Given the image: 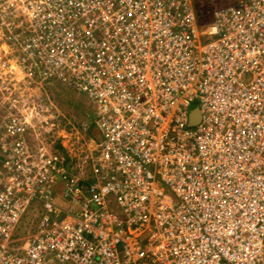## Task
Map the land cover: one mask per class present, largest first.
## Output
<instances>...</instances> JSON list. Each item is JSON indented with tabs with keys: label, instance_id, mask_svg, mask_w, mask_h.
Here are the masks:
<instances>
[{
	"label": "built area",
	"instance_id": "built-area-1",
	"mask_svg": "<svg viewBox=\"0 0 264 264\" xmlns=\"http://www.w3.org/2000/svg\"><path fill=\"white\" fill-rule=\"evenodd\" d=\"M226 1L0 0L18 67L96 102L101 135L73 157L12 127L0 264H264V0Z\"/></svg>",
	"mask_w": 264,
	"mask_h": 264
},
{
	"label": "rangeland",
	"instance_id": "rangeland-1",
	"mask_svg": "<svg viewBox=\"0 0 264 264\" xmlns=\"http://www.w3.org/2000/svg\"><path fill=\"white\" fill-rule=\"evenodd\" d=\"M229 4L226 0H197V7L203 12V19L208 18L204 17L211 12V5ZM7 21L0 19V171L2 161L10 156L2 149V142L7 140L8 143L14 144L18 139L11 135L13 126L21 129L24 127V130H21L23 139L35 152H62L59 147H63L65 152L71 151L73 157L80 156L85 141L87 144H93L92 138L99 141L101 137L95 125L98 118L97 103L75 88L53 79L43 84L33 83L24 70L18 67L21 65L11 56L7 38L1 35L4 33L3 24ZM9 22L16 23L14 19ZM197 105L195 102L193 107ZM76 162L77 159L70 168ZM61 187L58 186V192ZM115 211L123 215L119 207H116ZM34 214L33 210L29 211L18 227L17 237H22V241L25 240L24 235L27 232H32L31 222L39 219V216Z\"/></svg>",
	"mask_w": 264,
	"mask_h": 264
},
{
	"label": "water",
	"instance_id": "water-1",
	"mask_svg": "<svg viewBox=\"0 0 264 264\" xmlns=\"http://www.w3.org/2000/svg\"><path fill=\"white\" fill-rule=\"evenodd\" d=\"M192 125L195 126L200 121V112L198 110H195L191 117Z\"/></svg>",
	"mask_w": 264,
	"mask_h": 264
},
{
	"label": "trees",
	"instance_id": "trees-1",
	"mask_svg": "<svg viewBox=\"0 0 264 264\" xmlns=\"http://www.w3.org/2000/svg\"><path fill=\"white\" fill-rule=\"evenodd\" d=\"M61 150H62V152H65V150L63 149V147L61 148V147H59Z\"/></svg>",
	"mask_w": 264,
	"mask_h": 264
}]
</instances>
